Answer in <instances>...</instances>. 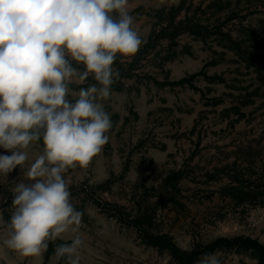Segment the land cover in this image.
I'll return each mask as SVG.
<instances>
[{
	"label": "rangeland",
	"instance_id": "rangeland-1",
	"mask_svg": "<svg viewBox=\"0 0 264 264\" xmlns=\"http://www.w3.org/2000/svg\"><path fill=\"white\" fill-rule=\"evenodd\" d=\"M127 9L143 42L117 57L119 77L99 101L109 140L64 174L82 213L77 232L24 257L0 226V264H67L55 249L75 235L80 264H197L206 253L264 264V0H128ZM43 147L31 143L25 165L0 175L4 221Z\"/></svg>",
	"mask_w": 264,
	"mask_h": 264
},
{
	"label": "clouds",
	"instance_id": "clouds-1",
	"mask_svg": "<svg viewBox=\"0 0 264 264\" xmlns=\"http://www.w3.org/2000/svg\"><path fill=\"white\" fill-rule=\"evenodd\" d=\"M128 0H0V175L29 159L27 149L43 141V151L11 189L13 212L3 244L24 257H37L48 241L77 232L82 213L71 202L64 174L86 168L101 153L112 127L99 102L109 98L119 77L113 68L134 56L142 38L134 29ZM72 61L78 66L74 67ZM96 83L73 90L89 78ZM58 244L57 259L80 264V235ZM197 264H221L206 253Z\"/></svg>",
	"mask_w": 264,
	"mask_h": 264
}]
</instances>
